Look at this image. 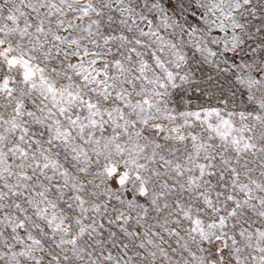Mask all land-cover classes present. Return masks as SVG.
I'll use <instances>...</instances> for the list:
<instances>
[{
    "label": "snow or ice",
    "instance_id": "obj_1",
    "mask_svg": "<svg viewBox=\"0 0 264 264\" xmlns=\"http://www.w3.org/2000/svg\"><path fill=\"white\" fill-rule=\"evenodd\" d=\"M0 264H264V0H0Z\"/></svg>",
    "mask_w": 264,
    "mask_h": 264
}]
</instances>
